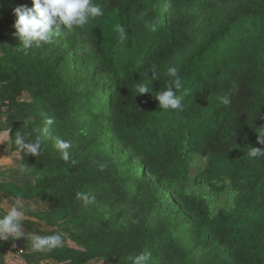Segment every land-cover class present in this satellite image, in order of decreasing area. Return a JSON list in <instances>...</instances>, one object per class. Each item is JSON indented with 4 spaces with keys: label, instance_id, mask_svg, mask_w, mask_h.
Listing matches in <instances>:
<instances>
[{
    "label": "trees",
    "instance_id": "trees-1",
    "mask_svg": "<svg viewBox=\"0 0 264 264\" xmlns=\"http://www.w3.org/2000/svg\"><path fill=\"white\" fill-rule=\"evenodd\" d=\"M94 2L104 15L75 30L95 50L78 60L64 50L45 57L32 48L27 54L18 50L16 17L0 7V111L30 110L29 121H18L11 130L12 149L22 154L29 169L43 172L21 196L52 201L50 212L36 214L49 225L50 213L62 212L77 229L87 231L80 235L87 250L63 246L25 251L22 256L29 264H85L96 257L131 264L130 256L151 252L176 259L173 264H199L179 235L188 232L202 249L212 243L233 247L229 254L216 253L203 264H264V158L247 155L251 147L264 148L255 131L264 126V0H241L224 21L207 22L203 38H194L193 47L182 55L191 20L213 0ZM118 27L124 29V40ZM88 64L94 70L82 72ZM152 64L160 74L153 82V95L136 94L135 84L147 79L145 71ZM173 65L188 90L183 111L160 110L154 98L167 86L166 71ZM98 74L107 75L103 86L94 84ZM224 95L231 100L228 105L220 102ZM46 115L55 120L52 128L73 139L72 161L62 160L47 137L39 156L26 155L15 145L18 132L31 133L34 141V129L43 126ZM90 123L97 125L94 136L78 133L79 126ZM118 143L132 154H105ZM94 154L103 157L96 161ZM191 154L206 158L203 175L211 190L232 188L231 208L213 215L207 197L186 193ZM147 177H155L162 191L139 198ZM169 191L181 203L180 217L164 215L166 206H175L166 196ZM77 192L86 193L90 202L77 199ZM98 198L136 203L139 216L129 224H99Z\"/></svg>",
    "mask_w": 264,
    "mask_h": 264
},
{
    "label": "rangeland",
    "instance_id": "rangeland-1",
    "mask_svg": "<svg viewBox=\"0 0 264 264\" xmlns=\"http://www.w3.org/2000/svg\"><path fill=\"white\" fill-rule=\"evenodd\" d=\"M214 2L212 5L203 10L197 17L191 20L189 27H188V36L189 40L180 51V54H186L190 51L191 47H193V43H195L194 38L196 40H200L205 35V28L207 26V22L212 23H219L224 21L225 18L234 11L241 0H213ZM26 5L31 6V2L27 0L22 1H12V0H0V7L10 10L9 12L13 14V9L20 6ZM15 33V31L13 32ZM15 39L19 42L18 38L15 36ZM50 45V46H49ZM1 47V42H0ZM35 53H40L42 57L45 56H53L54 54H58L60 51L64 50L70 53L71 59L78 60L88 56L95 50V47L90 43L88 38L82 33L76 34V30H68L62 29L61 34L58 37H55L52 44H45L41 47H33ZM3 55V52L0 49V56ZM93 67L88 64L86 65L82 72H91L93 71ZM107 82V75L106 74H98L94 77V84L97 86H103ZM107 99V96L104 97ZM31 117V112L28 108H23L16 110L11 113H3L0 111V145L3 146L7 151L10 150L12 154V158L16 163V173L11 176L13 188V192L18 191L20 195H23L25 192V188L30 185H36L38 179L43 175V172H38L35 170H31L28 173H21L20 168L24 165L22 162L23 156L18 151L12 149L11 144V130L15 123L22 120H28ZM97 129V125L94 123H90L86 126H79L78 133L82 134H89L92 133L94 130ZM51 135H58L63 139L71 140L74 145L73 139L68 137V134L57 132L55 128L51 129ZM95 133L91 135L94 136ZM76 135V134H75ZM74 135V136H75ZM48 138V137H47ZM50 139V138H49ZM102 140H108L107 137H103ZM120 153L121 155L124 154L126 156H130L132 154V150L122 144L118 143L111 149L105 150V154H115ZM120 155V156H121ZM96 161L102 159L103 155L94 154ZM193 158V170H192V177L188 182L186 187L187 194H196L198 196L207 197L210 205V209L212 214H216L220 209H229L233 206L234 203V193L230 186L222 189L220 191H213L210 189L209 185L204 180L203 169L205 168L206 158L197 155L191 154ZM100 163V162H97ZM27 167V166H26ZM28 168V167H27ZM148 183L146 187L140 192L141 196L139 198H150L155 193H160L161 184L159 181L155 179V177L149 178L147 177ZM17 188H16V187ZM21 186V191L19 192L18 187ZM172 192L169 191L166 196L171 198L172 201L175 202V206L169 207L166 206L163 210L164 215L169 216H176L180 217V207L181 203L177 200V198L171 194ZM23 197V196H22ZM95 198V197H94ZM34 199V198H29ZM35 199L39 200L40 203L36 204V210H39L36 214H44L45 212H50L53 208L52 201L49 199H45L44 197H35ZM97 207L98 211H100V215L97 218L99 224H103L105 222L112 223L118 221L120 224H129L134 221L136 217L139 216L138 211V204H127L121 205L114 202L112 199L108 198V201H102V198L97 199ZM35 214V215H36ZM37 217V216H36ZM50 218L53 221V225H49L47 220H43L38 218L41 222H43L42 226L44 232L42 235H52L57 232L63 234L64 237V245L73 247L79 250H87V245L82 243V238L80 235L86 234L87 231L83 230V228H78L76 224L70 222V216L62 214V212H54L50 213ZM68 228L75 230L74 234H70L68 232ZM42 229V230H43ZM178 234V233H177ZM182 238V241L186 245L188 249L193 250L194 255L199 260V264H203L205 261L211 259L216 253L220 255L229 254L233 247L227 243L216 245L212 243L209 248L202 249L198 247L194 240L193 234L185 232L183 234H179ZM24 248V247H23ZM26 251V250H25ZM151 253V252H150ZM176 259H165L163 257H159L151 253V258L147 262V264H173ZM37 264H72L70 261H63V262H54L52 260L41 261ZM85 264H113L112 261L104 258V257H96L91 259Z\"/></svg>",
    "mask_w": 264,
    "mask_h": 264
},
{
    "label": "clouds",
    "instance_id": "clouds-1",
    "mask_svg": "<svg viewBox=\"0 0 264 264\" xmlns=\"http://www.w3.org/2000/svg\"><path fill=\"white\" fill-rule=\"evenodd\" d=\"M13 12L16 17L13 24L14 35L18 38L20 46L18 50L25 54L34 46L41 47L45 44H51L54 38L61 34L62 29L83 28L90 21L104 15L103 8L94 0H31L30 7L20 5L14 8ZM151 27L155 31V27ZM117 31L121 34V40H124L126 38L124 29L118 27ZM145 77L147 79L135 84L136 94L152 93L153 95V82L160 80V74L155 64L146 69ZM166 77L168 78L167 86L163 90L157 91L154 96L158 101V107L163 111H183L185 106L183 101L188 95V90L184 87L179 68L175 65L169 66ZM220 102L228 105L231 100L228 95H224L220 97ZM54 123V118L46 115L43 126L34 129L38 133L34 141L29 139L31 133H16L14 143L18 150L26 155L30 153L39 156L41 155L43 138L48 137L52 140L53 147L59 151L61 159L65 162L72 161L73 142L58 135H51V128ZM255 131L258 134L257 142L264 145V126L256 128ZM247 155L253 159L264 158V148L251 147ZM104 167L106 165H100L101 170ZM30 171L26 166L20 168L21 173ZM76 198L83 200L85 204L90 202V197L86 193L77 192ZM26 211L22 197L18 196L6 212L0 213V240L9 237H25L32 250L36 252H46L63 247L64 237L60 232L52 235L26 234L23 229ZM150 258V252H142L130 256L129 260L131 264H147Z\"/></svg>",
    "mask_w": 264,
    "mask_h": 264
},
{
    "label": "crops",
    "instance_id": "crops-1",
    "mask_svg": "<svg viewBox=\"0 0 264 264\" xmlns=\"http://www.w3.org/2000/svg\"><path fill=\"white\" fill-rule=\"evenodd\" d=\"M10 150L7 151L0 145V213L6 212L12 205L16 197H22L18 191L13 192L11 190L13 186L10 185L12 177L16 173V163L11 157ZM25 208L27 209L24 221L23 229L26 234L37 233L42 235L44 232L43 222H41L36 213L40 210H36V204L40 203L37 199H29L22 197ZM43 229V230H42ZM26 252H33L30 244L25 237L15 238ZM0 264H29L25 258L14 251H11L4 241L0 240Z\"/></svg>",
    "mask_w": 264,
    "mask_h": 264
},
{
    "label": "built area",
    "instance_id": "built-area-1",
    "mask_svg": "<svg viewBox=\"0 0 264 264\" xmlns=\"http://www.w3.org/2000/svg\"><path fill=\"white\" fill-rule=\"evenodd\" d=\"M2 241L5 242L11 251H14L21 256L25 252V249L18 242H16L15 238L13 237H9L8 239H4Z\"/></svg>",
    "mask_w": 264,
    "mask_h": 264
}]
</instances>
